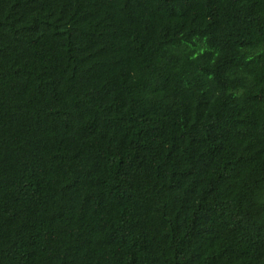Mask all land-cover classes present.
<instances>
[{"label":"trees","instance_id":"trees-1","mask_svg":"<svg viewBox=\"0 0 264 264\" xmlns=\"http://www.w3.org/2000/svg\"><path fill=\"white\" fill-rule=\"evenodd\" d=\"M0 264H264V0H0Z\"/></svg>","mask_w":264,"mask_h":264}]
</instances>
